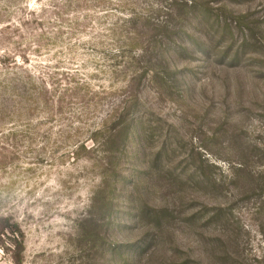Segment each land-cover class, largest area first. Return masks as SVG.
<instances>
[{
  "label": "rangeland",
  "instance_id": "rangeland-1",
  "mask_svg": "<svg viewBox=\"0 0 264 264\" xmlns=\"http://www.w3.org/2000/svg\"><path fill=\"white\" fill-rule=\"evenodd\" d=\"M166 8L185 19L174 44L125 22ZM146 50L169 70L131 64ZM136 98L118 214L93 246L80 224ZM212 175L222 192L203 185ZM261 178L264 0H0V264H264ZM140 201L173 217L158 227ZM205 206L230 230L204 227Z\"/></svg>",
  "mask_w": 264,
  "mask_h": 264
},
{
  "label": "trees",
  "instance_id": "trees-1",
  "mask_svg": "<svg viewBox=\"0 0 264 264\" xmlns=\"http://www.w3.org/2000/svg\"><path fill=\"white\" fill-rule=\"evenodd\" d=\"M175 1V0H173ZM167 9V8H166ZM181 11V10H180ZM179 11V12H180ZM166 12H168V17L162 19L163 21L159 22L158 24H151L149 21V18L147 15H138V17H135L131 15V17L127 20H125L126 23H132L135 24L138 20L144 19L146 21L147 27H157L162 28L167 35L160 39L154 40V46L157 47L158 44H164L165 40L171 41L170 43L174 44L175 38H180V35L184 32V22L185 19H183L181 16H175L171 12V9H167ZM183 12L185 10L183 9ZM162 36V35H161ZM181 44V43H179ZM178 48H181V45H179ZM142 53V51H141ZM156 52H150V50H146L143 52L142 55H135L133 57H130L129 60L133 61L131 64L135 63L136 61L139 63H143V69L144 70H150L151 68L153 71L156 69H162V68H170V65L168 64V60L165 58V55L154 58L157 54H154ZM137 79H140V76H135L133 81H136ZM138 81V80H137ZM139 103V99L136 98L134 103H131L128 105V103H125L124 111L120 113L119 117L117 115L114 116L115 120H118L114 127L112 128V132L110 133V139L107 140L106 146L109 148V155L107 157V160L105 162V170H104V179L102 180V185L97 188V190L94 192L92 199H91V207L88 212V217L81 222V235L85 236V239L89 244H93V246H96L95 238L99 236V234L103 231L105 226L108 225H114L116 215L118 214L117 211H115L116 206V192H117V186L116 184L119 183L117 181L118 179H113V177L117 174V170L119 168V160L120 157L123 155H127V149L129 144L132 142V140L138 135L136 131V119L134 117V114L137 110V106ZM126 109V110H125ZM112 118V116H111ZM128 145V146H127ZM116 154V155H113ZM112 170V171H111ZM113 172L114 175L108 176L109 172ZM252 184H257L256 182L258 180L251 178ZM263 179V178H261ZM261 183H259L260 189L264 186V179L260 180ZM126 182H123L122 184H125ZM203 185L208 189L210 192H222L225 189V185L213 177H208L203 180ZM144 208H147L149 211V215L153 218H155L156 225L159 227L162 226V220L166 217H173L172 213L170 214V210L168 207L160 209L156 207H150L146 206ZM141 207V201L140 204L137 203L134 212L137 214H142V218L144 216V211ZM227 210L222 208H209L208 206H205L201 214V219L204 221V227H210L212 225H216L220 222L222 228L224 231L230 230V219L228 218L229 214L226 212ZM107 221V222H106ZM117 226V223H115ZM102 245H100L101 247ZM98 248V246H97ZM17 262V261H15ZM17 264V263H16Z\"/></svg>",
  "mask_w": 264,
  "mask_h": 264
}]
</instances>
